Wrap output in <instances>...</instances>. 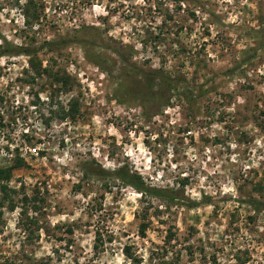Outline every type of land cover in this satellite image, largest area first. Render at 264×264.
I'll return each instance as SVG.
<instances>
[{
  "label": "rangeland",
  "instance_id": "1",
  "mask_svg": "<svg viewBox=\"0 0 264 264\" xmlns=\"http://www.w3.org/2000/svg\"><path fill=\"white\" fill-rule=\"evenodd\" d=\"M64 37L0 58V264H264V0H0L1 47Z\"/></svg>",
  "mask_w": 264,
  "mask_h": 264
},
{
  "label": "trees",
  "instance_id": "2",
  "mask_svg": "<svg viewBox=\"0 0 264 264\" xmlns=\"http://www.w3.org/2000/svg\"><path fill=\"white\" fill-rule=\"evenodd\" d=\"M24 18L26 20L25 26L30 27L33 23H30V16L26 12L24 15ZM40 15H35L34 20L39 21ZM71 42V39L68 37L60 38L54 41H48L46 42L39 50L37 49H31L29 47H25L22 45H16L13 43H10L4 39V45L0 46V58L4 56H27L30 58V64L32 68L37 70V66L32 60L36 55H38V52L47 49L51 52L62 49L67 47V44ZM119 54V52H117ZM139 77H141L142 84L144 85V91L141 93L143 96L140 97L136 95L137 98H141L142 100H153V99H162V95L164 93H171L172 90H176L179 86L185 87L186 83H179L180 81L171 78L169 75L161 73L160 71H151L149 73L140 74ZM58 82H63V79H57ZM190 90H185L181 93L182 96L188 95L190 93ZM73 108H71L68 115H73L74 111H72ZM25 160L19 159L17 160V163L9 168L0 169V182L4 180H8L12 176V171L17 168H21L25 166ZM111 174L115 179L120 181L121 183L127 184L131 187H133L135 190H137L142 195L152 197V198H158L162 199L166 202L173 203L176 205L184 206L188 209H195L199 208L201 206H209L210 201H204L202 203H198L196 201H189L186 199L185 196H180L175 191L170 190H163L159 189L150 185H147L146 182L143 180V178L138 175L132 173L128 168H118L117 171ZM187 200V201H186ZM251 206H253L254 210L257 212H260L262 210L261 206L263 205L262 202L258 200H252L250 201ZM148 225L146 223H142L140 226V232L142 235H145L147 231ZM96 249H98V245L95 246Z\"/></svg>",
  "mask_w": 264,
  "mask_h": 264
}]
</instances>
